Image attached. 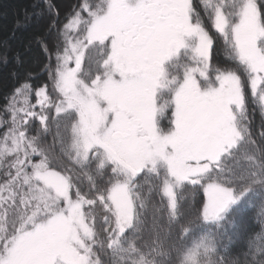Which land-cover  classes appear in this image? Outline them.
<instances>
[{
    "label": "snow or ice",
    "instance_id": "snow-or-ice-1",
    "mask_svg": "<svg viewBox=\"0 0 264 264\" xmlns=\"http://www.w3.org/2000/svg\"><path fill=\"white\" fill-rule=\"evenodd\" d=\"M40 2L48 80L13 69L0 106V264H264V0Z\"/></svg>",
    "mask_w": 264,
    "mask_h": 264
},
{
    "label": "trees",
    "instance_id": "trees-1",
    "mask_svg": "<svg viewBox=\"0 0 264 264\" xmlns=\"http://www.w3.org/2000/svg\"><path fill=\"white\" fill-rule=\"evenodd\" d=\"M50 2L59 9L62 21L67 9L75 5L78 0H50ZM41 10H44V14L37 17L34 13ZM51 19L52 17L46 11V5L43 2L38 3V0H0V106L5 104V95L17 82L10 75L13 69L19 74V80H23L28 72L35 74L36 78L32 83L37 86L48 80L47 72L41 71L47 61L41 51V45L37 42V37L44 38L51 47L55 34L46 32ZM17 52L20 54L19 64L15 59ZM260 122L261 118L257 112L254 117V129L257 134ZM36 127L38 122L33 125L31 134H35ZM51 140V135L45 137L46 143H51ZM56 152L58 154V148ZM259 205L260 200L256 199L253 207L246 208L237 216L239 230L242 233L249 234L259 230L260 224L256 216ZM243 246V240L239 241L232 247L231 253H236Z\"/></svg>",
    "mask_w": 264,
    "mask_h": 264
},
{
    "label": "rangeland",
    "instance_id": "rangeland-1",
    "mask_svg": "<svg viewBox=\"0 0 264 264\" xmlns=\"http://www.w3.org/2000/svg\"><path fill=\"white\" fill-rule=\"evenodd\" d=\"M34 102V101H33Z\"/></svg>",
    "mask_w": 264,
    "mask_h": 264
}]
</instances>
